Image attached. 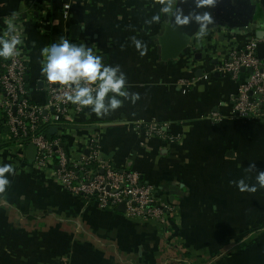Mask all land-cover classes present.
<instances>
[{"label": "crops", "instance_id": "0c3cea01", "mask_svg": "<svg viewBox=\"0 0 264 264\" xmlns=\"http://www.w3.org/2000/svg\"><path fill=\"white\" fill-rule=\"evenodd\" d=\"M253 2L263 30L264 0ZM161 3L0 0V35L5 19L17 16L27 38L32 101L46 100L41 49L61 38L120 66L128 92L119 97L122 105L100 116L86 106L57 135L76 159L97 139L103 158L137 173L170 209L169 223L160 225L73 196L26 158L15 160L26 150L7 144L0 115V165L14 169L0 191V264H264V188L241 192L232 183L251 186L264 171V118H236L233 98L247 76L232 81L215 68L226 47L257 37L259 29L216 28L219 43L198 36L179 59L163 62L158 37L170 17L161 13L159 22L146 23ZM152 123L176 141L149 137L141 127Z\"/></svg>", "mask_w": 264, "mask_h": 264}, {"label": "built area", "instance_id": "2783aa9c", "mask_svg": "<svg viewBox=\"0 0 264 264\" xmlns=\"http://www.w3.org/2000/svg\"><path fill=\"white\" fill-rule=\"evenodd\" d=\"M17 18L12 16L9 19H13L22 40L17 45L19 54L5 59L0 72V115L7 142H13L24 152L29 144H33L37 149L32 164L35 170L45 172L73 196L91 200L106 209H117L122 204L127 218L167 225L170 209L160 202L154 187L143 183L137 173L119 170L103 158L97 139L91 138L85 150L87 154L76 159L68 153L61 136L56 133L50 138L44 132L43 127L58 129L61 124L72 121L84 112L86 106L68 102L64 99L68 89L48 81L45 102L39 104L31 100L26 83L27 38ZM260 43H264V38L250 37L246 42L226 47L223 58L217 60V72L232 81H237L243 74L247 76L233 98L236 118H264V56H258ZM243 68L252 69V73L242 72ZM183 84L186 87L191 85L190 82ZM141 128L149 137L164 143L176 141L164 125L152 123ZM13 157L16 161L21 160L19 163L26 161L24 153L20 159H17L18 155Z\"/></svg>", "mask_w": 264, "mask_h": 264}, {"label": "clouds", "instance_id": "9594fccd", "mask_svg": "<svg viewBox=\"0 0 264 264\" xmlns=\"http://www.w3.org/2000/svg\"><path fill=\"white\" fill-rule=\"evenodd\" d=\"M201 0H198L200 3ZM205 4H212L213 0H202ZM167 17L180 15L179 9L174 8V0H162L159 12L151 16L146 23L160 21V14ZM196 20L203 23L208 20L205 14L197 16ZM181 23L186 20H181ZM6 31L0 35V58H12L19 54L17 45L22 40L17 31L13 19H5ZM205 35L203 29L198 36ZM137 48L140 42L136 41ZM41 74L46 77L50 84H59L68 89L64 93V99L79 106H91V111L98 116L115 110L122 105L119 97L128 98L126 90V75L119 65H110L104 62V58L96 54L93 47L85 43H73L67 38L54 41L41 49ZM137 98L133 95V99ZM256 168L255 163L248 166V171ZM14 172L11 164L0 165V191L9 183L7 174ZM256 184L249 186L244 179L234 181L241 192H255L257 187L264 188V171H257Z\"/></svg>", "mask_w": 264, "mask_h": 264}, {"label": "water", "instance_id": "95a60500", "mask_svg": "<svg viewBox=\"0 0 264 264\" xmlns=\"http://www.w3.org/2000/svg\"><path fill=\"white\" fill-rule=\"evenodd\" d=\"M174 8L179 9L180 15L170 17L165 24L162 33L158 37L159 56L163 62L175 61L183 53L187 52L198 33L203 29L204 32L213 31L221 28L227 32L236 33L239 30L252 31L259 29L257 38H264V31L261 30L260 21L253 20V16L258 10L253 0H213L212 4L198 3V0H175ZM208 16L203 23L196 20L197 16ZM186 22L181 23V20ZM258 56H264V43L258 45ZM242 72L252 73V69H242ZM219 77V72L216 73ZM29 77H26V81ZM58 129L53 127L50 134L55 135ZM63 146V144H62ZM36 147L29 144L26 147V159L33 164L36 156ZM117 211L124 213V205H119Z\"/></svg>", "mask_w": 264, "mask_h": 264}, {"label": "rangeland", "instance_id": "374dc122", "mask_svg": "<svg viewBox=\"0 0 264 264\" xmlns=\"http://www.w3.org/2000/svg\"><path fill=\"white\" fill-rule=\"evenodd\" d=\"M205 33L206 34L203 36V38H210L209 42L215 41L217 39L215 43H219L220 38L223 37V33H219V32L208 31V32H205ZM211 38H216V39L215 40H211ZM3 127L5 129V126H3Z\"/></svg>", "mask_w": 264, "mask_h": 264}, {"label": "trees", "instance_id": "16d2710c", "mask_svg": "<svg viewBox=\"0 0 264 264\" xmlns=\"http://www.w3.org/2000/svg\"><path fill=\"white\" fill-rule=\"evenodd\" d=\"M43 129H44V132L47 134V136L48 137H54V135H52V134H50V129H46L45 127H43ZM13 142H11V141H9V142H7V144H12ZM83 200H85V199H83ZM85 201H91V200H85ZM92 202V201H91ZM177 231H179L178 229L176 230V234L178 235V236H181V234L178 232L177 233Z\"/></svg>", "mask_w": 264, "mask_h": 264}]
</instances>
